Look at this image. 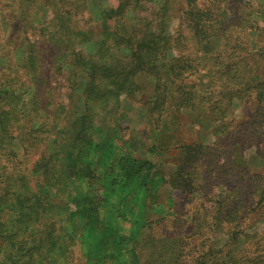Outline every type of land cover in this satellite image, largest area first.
<instances>
[{
    "label": "trees",
    "instance_id": "1",
    "mask_svg": "<svg viewBox=\"0 0 264 264\" xmlns=\"http://www.w3.org/2000/svg\"><path fill=\"white\" fill-rule=\"evenodd\" d=\"M81 1L87 9L100 7L102 37L94 54L99 56L97 90L108 103L114 138L125 141L128 155L147 152L150 157L138 160L136 168L143 186L152 187L157 169L170 162L178 190L171 200L179 194L201 199L203 227L218 228L222 222L218 243L198 237L188 264H264V0L258 6L256 0ZM153 5L159 15L142 33L138 17ZM172 11L178 13L175 20ZM84 32V41L90 40L93 31ZM74 64L67 63V76L79 72ZM8 86L0 87L7 101L0 104V146L6 143L13 152L16 147L7 139L8 110L2 107L21 99ZM76 99L70 113L80 112L77 101H83L81 96ZM185 119L198 139H215L211 153L197 141L195 150L190 149V138L182 130ZM125 123L130 126L123 127ZM124 130L134 137L123 139ZM142 133L155 142L145 145ZM51 142L54 150L49 151L48 143L44 159L35 164L36 174L31 172L38 184L33 189L24 183L21 191L10 183L12 175L3 174L0 156V206L7 205L0 211V251L20 231L29 230L27 219L36 206L47 209L54 200L65 201L60 191L65 179H58L56 189L52 177L53 160H60L65 151ZM166 184L165 179L162 186Z\"/></svg>",
    "mask_w": 264,
    "mask_h": 264
},
{
    "label": "rangeland",
    "instance_id": "2",
    "mask_svg": "<svg viewBox=\"0 0 264 264\" xmlns=\"http://www.w3.org/2000/svg\"><path fill=\"white\" fill-rule=\"evenodd\" d=\"M261 2L256 0L257 6ZM145 10L138 17L142 33L159 15L154 5ZM99 13L100 7L87 9L81 0H0V87L8 84L21 99L2 107L8 110L7 139L16 147L12 152L6 143L0 146L3 174L12 175L10 183L17 189L22 191L25 184L33 189L38 184L31 172L36 174L35 164L44 159L48 143L49 151L54 150L52 140L65 151L60 160H53L52 176L56 189L58 179H65L60 190L65 201L31 210L27 219L31 227L4 244L2 264H188L198 237L217 243L222 237V222L218 228L203 227L201 199L179 194L175 202L171 200L178 191L172 163L162 160L164 166L157 169L152 187H144L136 168L138 160L150 158L148 153L128 155L125 141L119 142L110 132L108 103L100 100L104 92L97 90L96 82L99 56L94 54L102 37ZM170 15L175 20L178 13ZM84 31H93L90 40L84 41ZM69 62L79 69L75 77L67 76ZM79 96L80 112L70 113ZM6 102L0 99V104ZM183 123L190 149L195 150L197 141L211 153L215 139H198L187 119ZM137 126L146 131L143 123ZM124 131L123 139L134 137ZM141 141L149 145L155 139L142 133ZM117 143L123 148L117 149ZM161 177L168 184L162 186ZM6 206L3 203L0 211Z\"/></svg>",
    "mask_w": 264,
    "mask_h": 264
}]
</instances>
